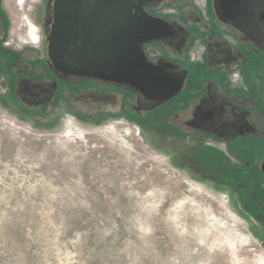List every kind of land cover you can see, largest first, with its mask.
Instances as JSON below:
<instances>
[{"label": "rangeland", "instance_id": "rangeland-1", "mask_svg": "<svg viewBox=\"0 0 264 264\" xmlns=\"http://www.w3.org/2000/svg\"><path fill=\"white\" fill-rule=\"evenodd\" d=\"M190 4L174 10L199 18L183 90L137 109L112 87L88 98L50 79L42 0H0V264H264V173L253 174L264 172V67L237 61L240 42L209 4ZM210 39L231 64H210ZM225 92L255 98L249 114L222 107H244ZM206 94L219 100L205 101V129Z\"/></svg>", "mask_w": 264, "mask_h": 264}, {"label": "flooded vegetation", "instance_id": "flooded-vegetation-1", "mask_svg": "<svg viewBox=\"0 0 264 264\" xmlns=\"http://www.w3.org/2000/svg\"><path fill=\"white\" fill-rule=\"evenodd\" d=\"M182 3H191V9L197 10L194 0H42L38 33L44 56L40 62L50 79L68 88L80 87L79 94L83 97L101 98L99 89L108 86L133 95L134 108L148 109L147 104L152 102L148 96L153 93L146 91L151 89L154 76L170 81L183 73V83L188 76L182 68L181 55L199 18L187 17L183 12L177 15L174 10ZM202 3L209 4L211 21L227 26L240 42V47L234 48L237 61L249 66L250 57H254L257 60L253 63L264 67V0H237L227 11L222 9L220 0H202ZM33 33L37 42L34 28ZM203 45L210 64L232 63L229 53L225 60L221 59V53L219 62L216 61L215 52L221 49L215 46V40H206ZM206 65L208 70L218 72ZM259 88L262 89L258 80L253 90ZM242 97V100L237 96L228 100L244 102L243 108L224 100L218 103L222 107L224 103L230 106L224 107L229 113L245 110L249 114L253 98ZM207 98L219 100L211 95L199 99L196 120L205 129L215 113L203 110Z\"/></svg>", "mask_w": 264, "mask_h": 264}, {"label": "water", "instance_id": "water-1", "mask_svg": "<svg viewBox=\"0 0 264 264\" xmlns=\"http://www.w3.org/2000/svg\"><path fill=\"white\" fill-rule=\"evenodd\" d=\"M237 0H220V5L223 6L222 9L227 11L231 6L236 5ZM185 74L181 78L175 77L170 81L162 80L156 76L153 77L151 83V89L149 88L146 92L152 91L153 95H149L148 98L152 100H158L157 105H161L166 101H169L176 93L180 92L183 86ZM145 85V83L143 84ZM156 106V105H155ZM154 106V107H155Z\"/></svg>", "mask_w": 264, "mask_h": 264}, {"label": "crops", "instance_id": "crops-1", "mask_svg": "<svg viewBox=\"0 0 264 264\" xmlns=\"http://www.w3.org/2000/svg\"><path fill=\"white\" fill-rule=\"evenodd\" d=\"M203 68H204V70H205V67L204 66H202ZM207 69V68H206ZM206 72H208V69L207 70H205ZM182 90H183V88H182ZM182 90H180V91H182ZM218 90V89H217ZM218 93H221L220 92V90H218ZM206 96H207V94H206ZM220 96H225V97H227V99L228 98H232L234 95H233V93H229V92H225V95H220ZM244 97H246L247 99H252L253 97L252 96H246V95H243ZM238 98H240L239 100H242L241 98H243L242 96H237ZM252 97V98H251ZM231 100H233V99H231ZM253 100V102H252V105H253V103H254V101H255V98H253L252 99ZM251 105V106H252ZM249 123V122H248ZM184 132H186V130H184ZM204 132H206V131H203V134H204ZM205 135V134H204ZM207 137V136H206ZM214 148H217V147H214L213 145H210V144H207V145H203V146H201L200 147V150H202L203 151V153H204V150H213L214 151ZM208 150V151H209ZM215 152H216V156L217 157H222V155H221V152L219 153L217 150H215ZM211 154V153H210ZM213 155H214V153H213ZM223 156H225V155H223ZM223 173H225V174H228L229 173V171L227 170V169H225L224 171H223Z\"/></svg>", "mask_w": 264, "mask_h": 264}, {"label": "trees", "instance_id": "trees-1", "mask_svg": "<svg viewBox=\"0 0 264 264\" xmlns=\"http://www.w3.org/2000/svg\"><path fill=\"white\" fill-rule=\"evenodd\" d=\"M264 172L262 171H260V170H257V169H255L254 170V172H253V174H254V182H259V181H261L259 178V175L261 176L262 174H263ZM235 175V173H231V174H229V176L231 177V176H234ZM257 197H250L249 199L251 200V202H252V204H253V202H255L254 204H256V202H257V199H256ZM250 202V203H251ZM253 204V205H254Z\"/></svg>", "mask_w": 264, "mask_h": 264}, {"label": "bare ground", "instance_id": "bare-ground-1", "mask_svg": "<svg viewBox=\"0 0 264 264\" xmlns=\"http://www.w3.org/2000/svg\"><path fill=\"white\" fill-rule=\"evenodd\" d=\"M29 35H30V37L32 38V41H33V42H36V37H35V35H34V33H33V28L30 30Z\"/></svg>", "mask_w": 264, "mask_h": 264}, {"label": "built area", "instance_id": "built-area-1", "mask_svg": "<svg viewBox=\"0 0 264 264\" xmlns=\"http://www.w3.org/2000/svg\"><path fill=\"white\" fill-rule=\"evenodd\" d=\"M194 2L197 4V5H202V0H194Z\"/></svg>", "mask_w": 264, "mask_h": 264}]
</instances>
